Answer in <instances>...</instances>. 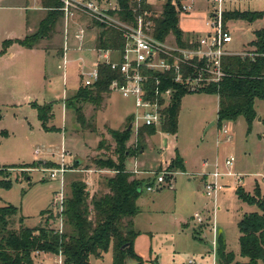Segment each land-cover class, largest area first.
I'll return each mask as SVG.
<instances>
[{
	"label": "rangeland",
	"instance_id": "1",
	"mask_svg": "<svg viewBox=\"0 0 264 264\" xmlns=\"http://www.w3.org/2000/svg\"><path fill=\"white\" fill-rule=\"evenodd\" d=\"M164 1L148 0L157 12L161 11ZM181 4L190 6L188 12L178 11V26L184 37L206 35L211 30L209 24L217 4L212 0H180ZM222 7V16L228 10L262 11L264 0H227ZM46 12L41 0H0V49L5 39L23 38L34 27L35 32ZM93 23L82 13L74 15L68 21L66 41L65 20L59 18L52 33L37 41L35 53L16 43L0 58V132H5L0 133V179L12 182L9 189L0 187V206L11 204L17 207V213L11 219L14 229L39 227L48 218L42 212H54L58 208L55 194L60 190V182L50 178L49 171L60 166L62 148L67 151L64 164L68 170L63 174L64 198L69 195L70 184L76 180H83L90 193L100 194L105 191L104 178L112 174L110 170L95 167L92 160L99 156L115 159V143L109 130L125 128L135 110L133 102L111 91L104 95L97 109L91 103H84L82 108L87 128H81L74 111L65 106V100L83 86V73L91 71L101 60L95 49L99 27H93ZM222 25L232 36V41L224 49L243 54L252 49L249 42L254 39V31L264 26V18L251 23L240 19L224 21L222 18ZM80 28L85 29V34L79 45L73 35ZM169 36L172 34L168 35L172 42L174 38ZM65 42L68 64L64 84L63 71L57 65L62 62ZM10 52L14 56H10ZM199 91L183 96L177 132L170 134L161 127L155 129V133H161L147 136L142 152L132 156L128 163L130 167L135 160L140 170L157 173L164 169L169 171L170 159L176 152L187 162L186 172L171 170L174 189L167 184L157 185L152 174H135L137 178L151 176L154 189L147 191L146 185L142 186L137 199L138 213L132 218L133 229L139 232L134 248L142 264L153 261L157 264H188L189 259L196 264H211V242L215 237L210 229L211 220L216 229V243L222 234L225 246L229 248L226 247V251L240 257L237 224L244 213L257 208L241 201L235 193L236 188L241 187L246 193L253 194L257 185L264 195V121L256 122L259 116L264 119V101H255L256 121L252 122L250 129L242 116L235 121H224L219 126L217 95ZM29 102L31 105L52 102V118L47 126L54 128L53 131L42 128L36 110ZM137 133L131 130L127 146H137ZM101 140L105 143L99 149ZM37 148L39 153L35 154ZM229 155L234 157L230 168L223 164ZM40 159L45 161L38 163ZM215 162L219 163L221 172L234 173L226 174L220 180L222 187L217 190L216 198L203 193L205 181L198 176L199 172H210ZM24 165L27 167H20ZM206 178L210 179V176ZM238 179L240 182H236ZM195 212L203 215L202 223L194 220ZM48 223L57 230L67 229L60 219H50ZM33 260L34 264H62L61 256L57 258L51 253L36 252ZM90 260L91 264H111V248L100 258ZM216 264H220L218 257Z\"/></svg>",
	"mask_w": 264,
	"mask_h": 264
},
{
	"label": "trees",
	"instance_id": "2",
	"mask_svg": "<svg viewBox=\"0 0 264 264\" xmlns=\"http://www.w3.org/2000/svg\"><path fill=\"white\" fill-rule=\"evenodd\" d=\"M120 11L117 13L121 21L135 24V16L142 10H152L147 3L117 0ZM42 6L47 9L45 16L40 20L35 32L23 38L5 39L2 41L0 55L8 47L17 43L31 49L39 39L45 38L54 30L59 18H62L58 0H41ZM136 8L133 12L132 9ZM180 0H165L159 15L154 18V36L163 40L168 34L175 37L176 42L187 45V38L178 26V9ZM224 21L243 20L253 22L264 18V10H228L223 13ZM99 32L95 41L96 49H113L122 51L124 38L122 32L113 26L99 25ZM251 50L243 54H230L222 58L224 76L216 83H207L199 92L215 94L218 96L217 124L224 121H235L242 116L250 129L256 118L254 108L257 99L264 101V26L254 31V39L249 42ZM191 62L185 69L191 73L195 69ZM199 64V63H198ZM98 79L91 86H80L76 94L65 100V106L75 113L76 122L81 128H87L88 122L83 114L82 105L91 103L97 109L105 94H109L110 84L114 79H119L120 74L101 63L98 66ZM164 86H175L176 91L171 97L167 108L163 111L162 130L175 134L178 127V114L182 97L189 93L172 82H165ZM197 91V92H198ZM37 113L41 126L46 131L54 128L47 126L52 118V102L31 105ZM2 117L0 112V118ZM111 129L109 133L115 143L112 157H95L92 163L98 169H107L112 174L104 178L105 191L96 194L87 190L83 180H76L70 184L69 195L64 198L60 212L45 210L47 214L39 227L29 228L20 226L18 229L11 227V219L17 213V207L7 204L0 206V264H34L33 254L38 252L51 253L61 256L62 264H90V258H100L110 248L112 252L111 264H127L134 261L142 264V260L134 250V240L138 232L133 229L132 218L138 213L137 199L142 192V186L151 185V178H137L126 169L128 158L142 152L145 138L155 133L153 127H140L137 133V146H127L131 129ZM5 134L4 131L0 132ZM104 140L98 143L102 148ZM169 171L184 170L183 160L176 152L171 159ZM27 167V166H20ZM173 172V171H171ZM0 174L2 172L0 171ZM12 182L9 179H0V187L9 189ZM237 197L248 204L255 205L257 210L244 213L237 226L239 231V256L245 261H235V254L226 251V246L221 235L217 239V257L220 264H264V197L260 188L255 185L253 194L246 193L243 188H236ZM50 219L62 220L66 230H57L49 225ZM195 236V233H194ZM151 264H157L153 261Z\"/></svg>",
	"mask_w": 264,
	"mask_h": 264
},
{
	"label": "built area",
	"instance_id": "3",
	"mask_svg": "<svg viewBox=\"0 0 264 264\" xmlns=\"http://www.w3.org/2000/svg\"><path fill=\"white\" fill-rule=\"evenodd\" d=\"M62 18L65 20V40H68V21L79 13L84 14L90 20H93V27L105 24L118 28L122 32L124 38V47L122 51L113 49H96L100 61L88 73H83V86H91L99 76L98 66L101 63L107 64L111 69L118 71L119 79H114L110 84V90L119 93L122 97L130 99L134 105V113L131 117V130L137 132L140 127H153L157 129L162 126L163 111L169 105L171 97L177 90L174 86H164L165 82H172L175 85H181L187 92H197L207 83H216L224 76L222 70V58L226 55L233 54L224 49V46L232 41V36L228 29L222 25L223 3L227 0H212L217 4L213 9L212 21L209 24L211 30L200 38H187V45H179L175 37L170 42L168 35L163 39L154 36V18L159 12L154 10H142L135 16V24H128L118 18L117 13L120 11L118 1L110 0H58ZM131 3L136 2L147 3L148 0H129ZM152 5V4H150ZM178 11L190 10L188 4H181ZM133 12L136 8L132 9ZM85 29L80 28L75 31L74 39L80 45L83 41ZM68 50L67 42L64 46V56L62 62H59L57 68L61 69L63 82H66V51ZM195 63L194 71L189 73L185 66L189 63ZM199 63V64H198ZM63 97H65V92ZM224 133L228 131L224 129ZM230 136L227 135V140ZM39 153V148L35 150V154ZM67 151L62 148L60 152V166L53 171H49V177L58 179L60 182V190L55 194V203H58L56 212L62 209L64 200L63 193V174L67 172L65 167V155ZM234 161L232 155L227 156L223 164L230 168ZM129 172L135 174H152L155 176L157 185L167 184L171 189L174 188L172 180L173 172L166 169L157 173L144 171L138 168L136 162L129 168ZM226 174L234 175L231 172H221L219 163L215 162L213 169L205 173L203 193L206 196H213L217 190L222 187L220 180ZM236 182H240L238 179ZM147 191H153L151 185H146ZM196 222L202 223L204 217L199 212L193 214ZM212 222V220H211ZM210 222V229L215 233L212 244V263L216 264V229ZM188 264H196L192 259L188 260Z\"/></svg>",
	"mask_w": 264,
	"mask_h": 264
},
{
	"label": "crops",
	"instance_id": "4",
	"mask_svg": "<svg viewBox=\"0 0 264 264\" xmlns=\"http://www.w3.org/2000/svg\"><path fill=\"white\" fill-rule=\"evenodd\" d=\"M34 29H35V27H34ZM34 29H32V30H30L29 31V33H32L33 32V30ZM92 31L94 30V29H91ZM27 35V34H26ZM14 39H16V38H14ZM20 39V38H19ZM16 43H14V44H12L11 46H14ZM18 45V44H17ZM11 46L10 47H8V49H7V51L3 54V55H0V58H2L7 52H8V50H9V48H11ZM20 46V45H19ZM22 47V46H21ZM24 48V47H23ZM25 49H27V48H25ZM27 50H30V52L31 53H33L34 52V50H35V48L33 47V48H31V49H27ZM35 53V52H34ZM9 55L10 56H14V53L13 52H10L9 53ZM67 64H68V62H67ZM79 64H80V62H79ZM65 95H66V90H65ZM183 98V97H182ZM29 99V101L30 100H34V99H32V98H28ZM217 99H218V96H217ZM182 101V100H181ZM37 104H40V103H38V102H36ZM29 104H30V102H29ZM31 105V104H30ZM32 107V106H31ZM64 107V106H63ZM180 107H181V104H180ZM65 108V107H64ZM254 121H256V119L254 120ZM261 121H264V119L261 117V116H259V118H258V120L256 121V122H261ZM214 124V123H213ZM56 127V126H55ZM58 128V127H57ZM178 128V127H177ZM58 129H60V131H61V129L62 128H58ZM63 130V129H62ZM156 133H161V131H156ZM155 133V134H156ZM155 134H153V135H151V136H154ZM163 134V133H162ZM91 152H92V150H91ZM137 156V155H136ZM135 156V157H136ZM137 158V157H136ZM48 159V158H47ZM75 160V159H74ZM171 160V159H170ZM183 160V164H184V170L183 171H181V172H186L185 171V166H186V160L185 159H182ZM39 162H42V161H45L44 159H40V160H38ZM129 162H131V157L128 159V161L126 162V166L128 167V163ZM133 162H136L135 160L133 161ZM161 163V162H160ZM168 163V162H167ZM131 167V166H130ZM129 168V167H128ZM139 168V167H138ZM142 170H146V169H142ZM147 171V170H146ZM180 170H178V171H176V173H178ZM205 173H207V172H199L198 173V176H200V178L204 181V179H206V176L204 175ZM142 178H144V179H146V178H151V176H144V177H141V179ZM174 189V188H173ZM218 193H216V195H217ZM216 195H215V198H216ZM263 197H264V195H263ZM137 203V202H136ZM183 224H187L186 222H184ZM219 233V232H218ZM221 234V233H220ZM139 236V232H138V235L136 236V238ZM221 236H222V234H221ZM223 237V236H222ZM136 238H135V240H136ZM135 240H134V244H135ZM225 241V240H224ZM226 244V243H225ZM135 247V246H134ZM226 247H227V245H226ZM228 248V247H227ZM229 249V248H228ZM110 250V249H109ZM134 250H135V248H134ZM228 251H230V250H228ZM136 252V251H135ZM137 253V252H136ZM111 254H112V252H111ZM56 256V255H55ZM57 258H60V256H56ZM92 258V257H91ZM94 260H96V258L94 257ZM246 259L245 258H242V257H236L235 256V261H245ZM157 262V261H156ZM90 264H91V260H90Z\"/></svg>",
	"mask_w": 264,
	"mask_h": 264
},
{
	"label": "water",
	"instance_id": "5",
	"mask_svg": "<svg viewBox=\"0 0 264 264\" xmlns=\"http://www.w3.org/2000/svg\"><path fill=\"white\" fill-rule=\"evenodd\" d=\"M130 129H131V123H129V125L127 127V130H130ZM75 161H76V163H80V160H78V159H76ZM38 163H41V162L38 161ZM127 264H136V262H134V261H128Z\"/></svg>",
	"mask_w": 264,
	"mask_h": 264
}]
</instances>
